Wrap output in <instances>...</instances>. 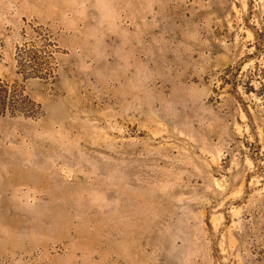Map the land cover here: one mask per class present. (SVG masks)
<instances>
[{"label": "rangeland", "instance_id": "rangeland-1", "mask_svg": "<svg viewBox=\"0 0 264 264\" xmlns=\"http://www.w3.org/2000/svg\"><path fill=\"white\" fill-rule=\"evenodd\" d=\"M0 264H264V0H0Z\"/></svg>", "mask_w": 264, "mask_h": 264}]
</instances>
